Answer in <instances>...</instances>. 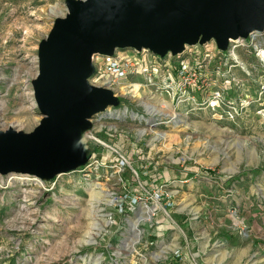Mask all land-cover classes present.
<instances>
[{
	"label": "rangeland",
	"instance_id": "rangeland-1",
	"mask_svg": "<svg viewBox=\"0 0 264 264\" xmlns=\"http://www.w3.org/2000/svg\"><path fill=\"white\" fill-rule=\"evenodd\" d=\"M66 12L0 0L1 131L40 121L38 44ZM121 83L91 120L86 166L0 175V264H264V31Z\"/></svg>",
	"mask_w": 264,
	"mask_h": 264
},
{
	"label": "water",
	"instance_id": "water-1",
	"mask_svg": "<svg viewBox=\"0 0 264 264\" xmlns=\"http://www.w3.org/2000/svg\"><path fill=\"white\" fill-rule=\"evenodd\" d=\"M38 44L31 81L41 119L30 132L0 130V175L49 181L89 162L84 144L91 120L119 106L113 91L88 82L95 55L148 50L165 57L186 46L230 41L264 31V0H65Z\"/></svg>",
	"mask_w": 264,
	"mask_h": 264
},
{
	"label": "built area",
	"instance_id": "built-area-1",
	"mask_svg": "<svg viewBox=\"0 0 264 264\" xmlns=\"http://www.w3.org/2000/svg\"><path fill=\"white\" fill-rule=\"evenodd\" d=\"M256 34L257 33L250 34L249 37H255ZM239 41H244V39L236 40V42ZM208 51V55H210L211 50ZM140 53L144 55H140ZM165 57L171 58L172 56L167 54ZM162 58L163 57H159L144 49L141 51H136L135 49H117L114 51L113 55H95L92 58L95 72L93 76L88 79V82L91 85L105 87L114 91L122 85L121 81L128 76L148 74L157 70L158 62L162 61ZM98 59H100V64L97 61ZM88 133L89 131L85 135Z\"/></svg>",
	"mask_w": 264,
	"mask_h": 264
},
{
	"label": "bare ground",
	"instance_id": "bare-ground-1",
	"mask_svg": "<svg viewBox=\"0 0 264 264\" xmlns=\"http://www.w3.org/2000/svg\"><path fill=\"white\" fill-rule=\"evenodd\" d=\"M168 103H169V102H168ZM165 104H167V103L165 102ZM169 104H170V103H169ZM170 105H171V104H170ZM167 107H168V106H167ZM32 179H33V178H32ZM145 207H146V206H144L143 208H145ZM144 213H147V211L145 210ZM143 219H144V217H143V218H138L136 222L132 223L131 227H132L133 231H134V230H137L136 228H137L138 222H139L140 220H143ZM132 229H131V230H132Z\"/></svg>",
	"mask_w": 264,
	"mask_h": 264
}]
</instances>
